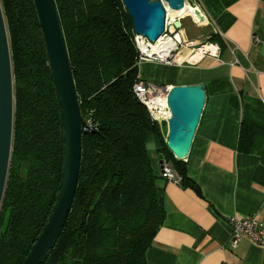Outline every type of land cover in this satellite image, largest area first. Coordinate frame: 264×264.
<instances>
[{"label": "trees", "instance_id": "trees-1", "mask_svg": "<svg viewBox=\"0 0 264 264\" xmlns=\"http://www.w3.org/2000/svg\"><path fill=\"white\" fill-rule=\"evenodd\" d=\"M80 115L77 184L61 232L41 264H147L145 253L163 222V189L146 149L171 160L181 185L200 192L174 158L161 127L132 92L138 52L120 0H54ZM9 37L14 88L12 147L0 207V264H21L41 231L62 171L59 108L33 0H0ZM207 41H221L209 32ZM257 125L242 118L237 149L258 153ZM259 135V134H258ZM264 135V134H263ZM256 138V139H255Z\"/></svg>", "mask_w": 264, "mask_h": 264}, {"label": "crops", "instance_id": "crops-1", "mask_svg": "<svg viewBox=\"0 0 264 264\" xmlns=\"http://www.w3.org/2000/svg\"><path fill=\"white\" fill-rule=\"evenodd\" d=\"M221 41L219 59L192 65L143 62L141 79L155 84H203L205 103L183 161L193 188L160 177L159 136H146L165 216L147 264H264V246L241 239L230 245V216L256 215L264 221V0H198ZM254 38V40H253ZM257 125L258 153L237 149L241 119ZM162 137L165 126H160ZM259 134V135H258ZM255 138V139H256Z\"/></svg>", "mask_w": 264, "mask_h": 264}, {"label": "water", "instance_id": "water-1", "mask_svg": "<svg viewBox=\"0 0 264 264\" xmlns=\"http://www.w3.org/2000/svg\"><path fill=\"white\" fill-rule=\"evenodd\" d=\"M132 22L134 35L156 41L165 27L163 2L176 17L187 6L184 0H120ZM48 65L56 93L62 135V171L51 213L21 264H41L53 248L73 200L81 156V134L91 130L80 115L71 64L54 0H33ZM178 20L173 22L177 27ZM172 31V28L169 29ZM205 103L203 84L170 85L167 106L170 118L164 141L174 158L187 157ZM14 88L7 26L0 2V207L12 147Z\"/></svg>", "mask_w": 264, "mask_h": 264}, {"label": "built area", "instance_id": "built-area-1", "mask_svg": "<svg viewBox=\"0 0 264 264\" xmlns=\"http://www.w3.org/2000/svg\"><path fill=\"white\" fill-rule=\"evenodd\" d=\"M191 5L194 6L193 10L203 16L201 25L198 23L201 26L200 29L204 30L207 26L210 27L211 23L202 9L192 2ZM174 21L165 25L164 34L156 41L151 42L144 36L134 35V44L138 51V67L143 62L180 66L196 64L203 57L219 59L220 46L217 43L207 40L201 43L186 40L187 33L183 28V20H178L177 27L173 25ZM170 28L172 31H169ZM167 91L168 86L141 79L138 75L132 84L134 96L145 107L151 120L159 126L165 127L171 116L167 106ZM160 163V177L166 182L181 185L182 175L175 170L171 160L162 158ZM227 223L231 229L230 245L232 247H236L241 239H247L256 245L264 246V221L259 220L256 215L230 216L227 218Z\"/></svg>", "mask_w": 264, "mask_h": 264}, {"label": "rangeland", "instance_id": "rangeland-1", "mask_svg": "<svg viewBox=\"0 0 264 264\" xmlns=\"http://www.w3.org/2000/svg\"><path fill=\"white\" fill-rule=\"evenodd\" d=\"M185 3H186V6L189 7V9H193V5H191V2L192 4H197L199 7H201L199 5V2L198 0H184ZM163 6H164V9H165V25H168V24H171L170 22H172L173 20H183L184 24H183V28L185 29L186 33H187V37H186V40H193V41H196L198 43H201L203 41H205L207 39V36H208V33L211 31L210 30V27H206L204 28V30H201V26L197 23V22H194L193 20H191L190 18L188 17H184L182 18V16L187 12H185L181 17L179 18H176V19H172L171 15L167 14L166 12V4L163 2ZM187 7V8H188ZM188 10V9H187ZM170 11V10H169ZM204 15L206 16L205 12L203 11ZM207 17V16H206ZM208 18V17H207ZM210 21V20H209ZM165 32V27H164V31L162 33V35L164 34ZM204 32V33H202ZM136 48V47H135ZM137 50V49H136ZM138 52V51H137ZM140 67V66H139ZM138 67V68H139Z\"/></svg>", "mask_w": 264, "mask_h": 264}, {"label": "bare ground", "instance_id": "bare-ground-1", "mask_svg": "<svg viewBox=\"0 0 264 264\" xmlns=\"http://www.w3.org/2000/svg\"><path fill=\"white\" fill-rule=\"evenodd\" d=\"M187 9H188L187 12L182 16V18L188 17L194 22L200 23L201 25L202 23L201 18H203V16L196 10H193V9L190 10L189 7ZM166 12L167 14L171 15L172 19H176V17L169 11L167 7H166Z\"/></svg>", "mask_w": 264, "mask_h": 264}]
</instances>
